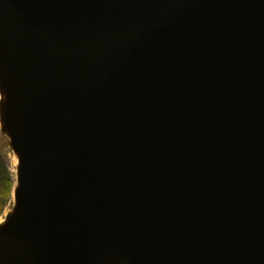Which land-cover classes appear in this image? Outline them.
Wrapping results in <instances>:
<instances>
[{
  "label": "water",
  "instance_id": "obj_1",
  "mask_svg": "<svg viewBox=\"0 0 264 264\" xmlns=\"http://www.w3.org/2000/svg\"><path fill=\"white\" fill-rule=\"evenodd\" d=\"M0 81V264H264V0H0Z\"/></svg>",
  "mask_w": 264,
  "mask_h": 264
},
{
  "label": "rangeland",
  "instance_id": "obj_2",
  "mask_svg": "<svg viewBox=\"0 0 264 264\" xmlns=\"http://www.w3.org/2000/svg\"><path fill=\"white\" fill-rule=\"evenodd\" d=\"M14 154V146L11 136L6 127L5 120L2 114H0V166L1 170L7 169L10 173L12 180L11 195L4 210L0 213V228L8 223L9 219L15 214L17 209V202L13 200V190L15 185V172L12 165V157ZM7 213L9 215H7Z\"/></svg>",
  "mask_w": 264,
  "mask_h": 264
},
{
  "label": "bare ground",
  "instance_id": "obj_3",
  "mask_svg": "<svg viewBox=\"0 0 264 264\" xmlns=\"http://www.w3.org/2000/svg\"><path fill=\"white\" fill-rule=\"evenodd\" d=\"M8 102H9V93L8 91L2 86V83L0 81V114L3 115L5 109H6V105H8ZM23 164H24V161H23V157L21 155V152L19 150H16L14 149V154H13V157H12V165H13V168H14V172H15V181H16V186L18 184V179L17 177H19L21 175V170L23 168ZM13 200L14 201H18V196H17V193L13 192ZM7 215H9L7 213Z\"/></svg>",
  "mask_w": 264,
  "mask_h": 264
},
{
  "label": "trees",
  "instance_id": "obj_4",
  "mask_svg": "<svg viewBox=\"0 0 264 264\" xmlns=\"http://www.w3.org/2000/svg\"><path fill=\"white\" fill-rule=\"evenodd\" d=\"M7 169L1 170L0 166V213L4 210L11 195L12 180Z\"/></svg>",
  "mask_w": 264,
  "mask_h": 264
}]
</instances>
